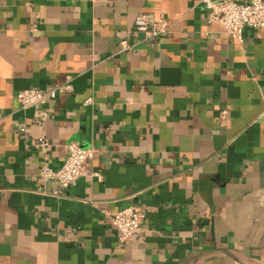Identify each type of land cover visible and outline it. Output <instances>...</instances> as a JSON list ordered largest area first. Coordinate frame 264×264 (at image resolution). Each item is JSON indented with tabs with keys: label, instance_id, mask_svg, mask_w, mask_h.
<instances>
[{
	"label": "crops",
	"instance_id": "crops-1",
	"mask_svg": "<svg viewBox=\"0 0 264 264\" xmlns=\"http://www.w3.org/2000/svg\"><path fill=\"white\" fill-rule=\"evenodd\" d=\"M143 13L171 30L145 42ZM207 16L199 0H0V264H264V31L240 43ZM48 88L40 125L16 95ZM72 142L95 153L62 189L41 169ZM127 207L141 232L121 245Z\"/></svg>",
	"mask_w": 264,
	"mask_h": 264
},
{
	"label": "built area",
	"instance_id": "built-area-1",
	"mask_svg": "<svg viewBox=\"0 0 264 264\" xmlns=\"http://www.w3.org/2000/svg\"><path fill=\"white\" fill-rule=\"evenodd\" d=\"M207 10V21L221 27L225 33L240 43L244 42L243 32L245 29L264 31V0H199ZM137 31L144 35L145 42H152L163 37L171 30V25L164 19L156 21L150 14L143 13L135 20ZM127 42L121 43V51L131 48ZM62 92L60 88L28 89L20 91L16 100L21 110L34 109L36 112V123L44 124L48 113L44 111L50 101L56 100ZM226 119V112L220 116ZM21 135L25 134V127L19 129ZM38 147L46 154L50 143L41 138ZM68 157L59 169L50 167L48 158H44L41 175L44 180L56 183L60 188L67 189L76 184L83 177L88 162L93 158L94 148H83L80 144L72 142L66 146ZM142 215L134 208L121 209L112 218V224L118 230V241L126 245L140 234V221Z\"/></svg>",
	"mask_w": 264,
	"mask_h": 264
}]
</instances>
